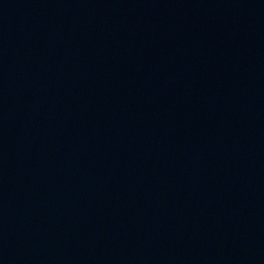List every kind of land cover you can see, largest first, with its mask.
Segmentation results:
<instances>
[{
    "label": "water",
    "instance_id": "95a60500",
    "mask_svg": "<svg viewBox=\"0 0 264 264\" xmlns=\"http://www.w3.org/2000/svg\"><path fill=\"white\" fill-rule=\"evenodd\" d=\"M0 264H264V0H0Z\"/></svg>",
    "mask_w": 264,
    "mask_h": 264
}]
</instances>
